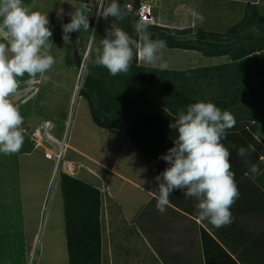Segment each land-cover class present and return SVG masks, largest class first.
I'll use <instances>...</instances> for the list:
<instances>
[{"label":"trees","instance_id":"1","mask_svg":"<svg viewBox=\"0 0 264 264\" xmlns=\"http://www.w3.org/2000/svg\"><path fill=\"white\" fill-rule=\"evenodd\" d=\"M126 1L120 0L124 8ZM132 1L135 6L140 2ZM260 8L258 4L248 2L242 17L225 32H212L201 27L171 29L148 25L153 39L166 41L165 48L197 52L206 58L226 57L227 62L224 63L161 71L144 62L139 63L134 57L127 72L112 76L106 68L94 64L95 57L89 60L78 95L87 102L92 124L100 129L123 131L158 173L166 167L158 157L172 146L176 135L175 130L168 126L172 119L169 113H175L197 100L212 101L235 116V126L227 131V137L222 141L225 146L230 143L245 147L249 143L255 145L256 151L248 159L255 164L259 159L261 172L247 175L252 177L250 184L255 185L260 195L264 196V14ZM69 19L65 15L64 20L67 22ZM110 19L96 26L94 43L97 42V47ZM135 20L137 17L127 11L124 20L117 25L134 39L136 36L131 22ZM54 139L59 141L55 136ZM229 151L231 170L235 173L234 179L238 180L235 182L237 187H243L245 180H241V176H247L248 165L236 156L231 147ZM74 163L77 167L73 174L57 173L67 264H101L103 188H96L77 178L80 163ZM154 202L147 203L132 221L149 241L151 238L145 227L153 224L149 212L150 204ZM235 202L237 209H241L240 200ZM246 206L247 203L245 209L248 211ZM247 211L240 215L245 216ZM232 217L237 219L238 215ZM259 238L257 247H253L254 243L245 246L240 255L245 257L243 264H264V237L261 234Z\"/></svg>","mask_w":264,"mask_h":264},{"label":"clouds","instance_id":"2","mask_svg":"<svg viewBox=\"0 0 264 264\" xmlns=\"http://www.w3.org/2000/svg\"><path fill=\"white\" fill-rule=\"evenodd\" d=\"M93 7L100 19L111 18L96 49V66L106 68L109 75L115 76L127 72L136 57L138 62L140 59L161 71L167 69V62L162 59L166 41L152 38L148 25H157L153 8L141 0L136 6L132 0H127L125 8L120 0H82V7L67 13L69 21L61 24V39L65 46L73 43L70 33L92 32L89 13L92 15ZM143 7L144 18L140 13ZM127 11L137 17L131 22L135 39L117 26ZM49 25L48 13L30 11L25 0H0V30L7 33V39L0 41V154L18 152L24 143L21 127L24 117L9 100L17 91L18 78L27 74L25 83L38 77L45 82L48 80L46 73L56 63L55 57L49 53L48 42L52 36ZM169 116L172 119L168 126L176 135L172 146L158 157L166 167L153 177L155 184L151 190L155 208L164 213L169 197L180 191L186 198H194L199 220L215 228L230 224L233 219L231 205L238 198L239 190L235 173L231 170L229 147L248 165L245 174L255 175L261 170L248 159L256 151L255 145L249 143L245 147L230 143L225 146L222 141L226 139L227 131L235 126V116L212 101L197 100L175 113L170 112ZM47 123L52 125L46 121L43 124ZM40 129L43 130L41 126ZM52 129L53 125L46 130ZM50 136L54 139L53 132ZM30 141L33 142L31 136Z\"/></svg>","mask_w":264,"mask_h":264},{"label":"rangeland","instance_id":"3","mask_svg":"<svg viewBox=\"0 0 264 264\" xmlns=\"http://www.w3.org/2000/svg\"><path fill=\"white\" fill-rule=\"evenodd\" d=\"M253 1L254 0H199L195 6L197 7L201 20L197 19L195 24L198 25L197 27H201L208 31L225 32L241 18L245 5ZM186 2H188V0H186ZM255 2L261 7V13L264 14V0H255L254 3ZM25 4L30 11L37 10L44 14L48 13L49 26L52 31V36L50 37L52 41L50 40L48 42L49 53L55 57L56 63L52 69L46 73L48 80L45 82H41V78L38 77L31 83H25L28 79L27 74H25L24 77L18 78L19 83L17 91L9 97V100L18 107L21 115L24 117L22 124L24 128L22 129L27 133L26 136L28 139L29 136L34 133L35 128H40L41 126L42 129L46 130L52 128L53 125V129L51 131L48 130L47 133L50 134L54 132L57 140L59 139L58 142L64 145L62 160H72L80 163L79 171L85 175H90V178H96V174L101 176L103 172L98 169L97 164L75 154L66 144L73 148L79 147V149H83V151L90 156L102 160V157H106V155L104 154L103 156L101 151L103 149L107 151L105 150L106 148H102V145L104 144L108 147L107 144L110 143V139L107 136L106 138H102L101 136L96 138L95 135H98L100 131L112 132L121 136L122 139L119 138L120 141L114 145V150L125 142L123 139L125 134L122 131H104L94 126L91 122L87 102L78 95L82 77L85 72V66L89 60L94 59L96 56L97 42L94 43L97 32L96 26L100 23L105 24L108 21L97 17L95 15V7H93L92 15L89 13V23L92 32L82 31L70 33L73 43L65 46L61 39V24L68 22L64 20L67 13L82 7V0H25ZM172 5L173 4H164L163 2L158 8H160L164 14L170 16L171 12L169 11ZM189 24L190 22L188 21L183 25ZM6 39L7 33L0 30V41ZM87 50L88 52L86 53ZM199 54L194 52L189 54L187 51L182 50L162 49V57H165L167 60L171 58L172 60L170 63L180 70H186L184 68L192 69L205 67L224 61L227 62L226 57L204 58ZM82 62L83 66L81 67ZM80 69L81 71L79 74ZM75 92L76 94H74ZM45 121L52 123V125L48 123V125H44L43 123ZM44 137L45 135L42 134L41 138L37 139L39 141V146L31 149V153L29 149H27V154L18 155V160H22V166L20 168L31 171V174H27L25 178H28V180L34 183L32 187V185H30L32 183L28 182L27 191L24 186H22L26 195L30 196L26 204L29 212H33L34 207L36 209V207H40L43 203L42 209L40 212L38 211V227L35 225L33 226L34 231H37V242L34 244L26 264H66L64 227L61 224V221L63 222L62 197L57 174V172H61L62 169H60L58 165L59 170L57 172L56 169L54 170L57 177L53 175L55 161L44 159L43 149L40 147L42 138ZM28 141L31 142L30 139ZM44 145L54 152H57L56 144L50 145L46 143ZM112 146L111 144V147ZM120 155H122V152H115V157ZM109 156H111V154H107V157ZM25 158L31 159V166H25ZM90 171L96 174L92 175L89 173ZM78 175L77 178L83 179L84 176L82 174ZM46 180L47 183L45 185ZM117 184H120V181H118ZM41 190L43 192V198L39 201L38 198L41 194ZM6 191L8 192V190ZM130 195H132L133 199L136 201H130L133 209L129 211L128 209L130 207L127 205L128 202L124 201L123 204H118L119 207L109 211L110 213L108 216L109 218L111 217L110 222L107 223V226L104 224L103 227L104 242L107 237L112 240V257L115 264H141L146 263L149 258H152V260L157 263L149 245H147V247L144 245L143 239H140L142 236H140V233H138L137 229L130 221V217H132L131 214L136 213L139 209L137 206L144 201L134 196L133 192H130ZM17 211L21 212L20 209L16 208V212ZM29 223H31V218H29ZM36 228L37 230H35ZM1 239L2 236H0V240ZM50 240L51 242H49ZM144 241L149 244L151 242V240L149 241L147 239ZM1 242L7 245L11 243V239L7 241L2 239ZM57 243L59 246H57ZM26 245H28L27 242ZM142 247L143 249L141 250ZM60 255H62V258ZM1 258L7 257H0V262ZM1 263L5 264V262ZM11 264L14 263L11 262Z\"/></svg>","mask_w":264,"mask_h":264},{"label":"crops","instance_id":"4","mask_svg":"<svg viewBox=\"0 0 264 264\" xmlns=\"http://www.w3.org/2000/svg\"><path fill=\"white\" fill-rule=\"evenodd\" d=\"M198 1L199 0H188V2H186V0H141L142 3L149 4L153 8V14L157 25L171 29L196 28L198 26L195 24L197 19L201 20L197 7L195 6ZM163 2L164 4H173L169 11L171 12L170 16L164 14V12L158 8ZM188 21L190 22L189 25H183ZM187 52L190 54L192 51ZM162 59L167 62V69L180 70L170 63L172 60L171 58L167 60L165 57H162ZM139 62L143 61L139 59ZM147 65L153 67L150 64ZM22 128L24 127L22 126ZM103 130L119 131L114 129ZM94 133L96 134L95 131ZM26 134L27 133H25L23 129L24 143L18 152L9 155L0 154V236H2V239L5 241L11 239V243L7 245L1 242L2 239L0 240V257H7L1 258V262H5V264H11V262L14 264H26L34 244L37 242V231H34L33 226L35 225L38 227V211L40 212L43 206L42 203L40 207H36V209L34 207L33 212H29L28 206H26L30 196L26 195L22 186H24L26 191L28 190V182L32 183V181L25 178V176L31 174V171L20 168L22 166V160H18V155L27 154V149H29L31 153V149L35 148L34 144L28 141L30 136L28 139ZM95 136L96 138L98 136L106 138L107 136L110 139V143L107 144L108 147L104 144L102 145V148H106L105 150H107L104 151L103 149L101 151L103 156L104 154L106 155V157H102V160L90 156L83 151V149H79V147L73 148L68 144H66V146L74 151L75 154L97 164L98 169L103 172L101 176H99L93 173V171H90L89 173L92 175L96 174V178H90V175H85L80 171L77 173V176H79L78 174H82L84 176L83 179H79L94 185L96 188H103L101 264H115L112 257V240L107 237L104 242L103 239L104 224L107 226V223L110 222L111 219V217L109 218L108 216L110 213L109 211L119 207L118 204H123L124 201L128 202L127 205L130 207L128 209L129 211L133 209L130 202H136L132 195H130V192H133L134 196L139 197L144 202L137 206L139 209L136 213L131 214L132 217H130V221L132 222L135 215L147 203H151L153 200L155 201L151 188L155 184L153 177L157 173L137 151L134 145L129 142L126 135L124 137L122 136L125 142L115 150L113 148L114 145L122 139L120 135L112 132L100 131L99 134ZM43 143L52 144L53 142L45 143L44 141ZM44 144L41 146L43 149V157L44 149H49ZM53 144H56V140ZM111 144L113 145L112 147ZM115 152H122V155L115 157ZM107 154H111V156L107 157ZM44 159L46 158L44 157ZM25 161L26 167L27 165H32L30 158H25ZM256 164L260 167L259 159L256 161ZM250 178L252 177L249 175L241 176V180H245V184L243 187H238L239 196L237 199L240 200L242 208L237 209L236 202L231 205L230 210L232 216L236 214L238 218L235 219L234 217L230 224L220 228H215L206 221L199 220L194 207V198H186L180 191L174 192L173 195L169 197V204L167 205L169 208L166 207L164 213L157 211L155 202L150 204L149 213L151 215L149 218L153 224L150 225V227H145L151 238L150 244L144 241L146 238L134 225L133 226L137 229L138 233H140V236H142L140 239H143L144 245L146 247L149 245L157 263H155L152 258H149L147 262L145 261L146 263L141 264H243V262H245V257L240 255L243 254L245 246L254 243L252 245L255 248L259 244L258 239H260V235L262 234V237H264V196L260 195L255 185L250 184ZM47 180L45 181V185ZM118 181H120V184H117ZM235 181L238 182V180ZM30 185L33 187L34 183ZM6 190H8V192ZM42 195L43 192L41 190V194L38 198L39 201L43 198ZM246 203L248 204V207L246 206L248 211L245 209ZM16 208L20 209L21 212H16ZM170 208H172V210ZM243 211H247L245 216L242 214L240 215ZM29 218H31V223H29ZM61 224L63 225L62 221ZM35 230H37V228ZM26 242L28 245H26ZM49 242H51V240ZM57 246H59L58 243ZM197 248L199 249L196 250ZM142 249L143 247L141 250ZM60 257L62 258V255H60ZM1 262L0 264H2Z\"/></svg>","mask_w":264,"mask_h":264},{"label":"built area","instance_id":"5","mask_svg":"<svg viewBox=\"0 0 264 264\" xmlns=\"http://www.w3.org/2000/svg\"><path fill=\"white\" fill-rule=\"evenodd\" d=\"M144 7L141 9L140 13L141 16L144 18L146 17L145 11H144ZM44 134L45 137L42 138L43 141L45 142H49V143H54V139L50 136V134L47 133V130H41L40 128H37L34 130V133H32L31 135V140L34 142V147L39 146V141L37 139L41 138V135ZM50 139V140H49ZM52 140V141H51ZM52 143V144H53ZM50 144V145H52ZM42 146V143L40 144ZM57 145V152H54L51 149H46L44 151V157L46 159L55 161V165H56V170H59V167L57 168V164L60 166V169H62L63 172L68 173V174H73L75 168L77 167V165H75L74 162L71 161H63L62 157H63V144L60 142H56Z\"/></svg>","mask_w":264,"mask_h":264},{"label":"bare ground","instance_id":"6","mask_svg":"<svg viewBox=\"0 0 264 264\" xmlns=\"http://www.w3.org/2000/svg\"><path fill=\"white\" fill-rule=\"evenodd\" d=\"M75 91H76V90H75ZM74 94H76V92H75ZM57 168H58V164H57ZM55 169H56V165H55V167H54V170H55ZM54 170H53V175H55ZM56 172H57V170H56Z\"/></svg>","mask_w":264,"mask_h":264}]
</instances>
